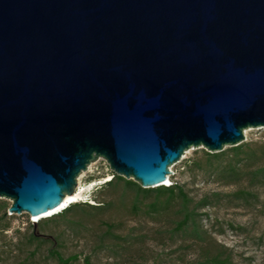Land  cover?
<instances>
[{
  "label": "water",
  "instance_id": "obj_1",
  "mask_svg": "<svg viewBox=\"0 0 264 264\" xmlns=\"http://www.w3.org/2000/svg\"><path fill=\"white\" fill-rule=\"evenodd\" d=\"M262 129L264 0H0L10 216L57 211L100 160L155 189Z\"/></svg>",
  "mask_w": 264,
  "mask_h": 264
},
{
  "label": "rangeland",
  "instance_id": "obj_2",
  "mask_svg": "<svg viewBox=\"0 0 264 264\" xmlns=\"http://www.w3.org/2000/svg\"><path fill=\"white\" fill-rule=\"evenodd\" d=\"M253 142L264 143V129L246 132L245 143ZM204 152H187L169 177L171 184L190 195L193 206L210 198L196 224L178 231L184 217L180 201L151 208L155 195L137 199V192L123 185L101 189L95 199L94 192L114 174L100 160L79 178L85 190L79 203L104 202L105 207L85 206L50 222L41 232L64 258L78 256L72 264H84L85 258L92 264H217L216 259L226 264H264V182L252 188L246 181L226 186L212 169H203L208 163ZM245 190L247 195H241ZM34 221L26 213L13 215L10 228L0 232V264H59L49 253L52 244L29 240V223Z\"/></svg>",
  "mask_w": 264,
  "mask_h": 264
},
{
  "label": "trees",
  "instance_id": "obj_3",
  "mask_svg": "<svg viewBox=\"0 0 264 264\" xmlns=\"http://www.w3.org/2000/svg\"><path fill=\"white\" fill-rule=\"evenodd\" d=\"M208 159L203 169H212L213 173L217 175L218 180L226 186L239 185L242 182H249L250 187L261 185L264 182V143L253 142L243 143L235 148H228L221 153L211 154L204 152ZM202 169V167H200ZM202 169V170H203ZM123 185L125 189H133L137 192V199L141 195L148 197L155 195L154 201L151 203V208H156L159 205H169L174 201H180L182 211L184 213L183 219L179 222L177 230L181 231L188 227L191 223L196 224V218L200 212L205 210L210 204L209 197H203L195 206L194 200L185 191L182 186L177 183H172L170 186H161L156 189H143L140 185L132 180H126L116 174L112 175V179L104 184L103 188H99L94 192L96 194L101 189H114ZM245 191H241V195H247ZM137 201V200H136ZM138 203V202H136ZM89 202L80 204L76 202L69 205L65 210L53 215L48 219H41L37 223H29V240L32 243L43 245L46 243L52 244L49 253L59 264H72L78 261V256L64 258L62 254L55 249L54 241L46 239L45 235L41 232L45 225L58 218H66L72 213H77L87 206L94 210H102L105 207L104 202L93 204L90 206ZM10 205L4 200H0V232L7 231L10 228V222L13 216L8 215ZM5 223H7L5 225ZM195 233H199L195 228ZM217 264H226L223 260L216 259ZM84 264H92L89 258L84 259Z\"/></svg>",
  "mask_w": 264,
  "mask_h": 264
},
{
  "label": "bare ground",
  "instance_id": "obj_4",
  "mask_svg": "<svg viewBox=\"0 0 264 264\" xmlns=\"http://www.w3.org/2000/svg\"><path fill=\"white\" fill-rule=\"evenodd\" d=\"M170 182V180L168 179V182L166 183V185H168ZM85 190H82L81 186H79V188L76 190L75 194L72 195V196H68L66 197L64 203H63V207L64 206H67L68 204L70 205L71 203L73 202H77L78 200H80V197L84 194ZM63 207H61L60 209H58L57 211H54L48 215H45L43 217H39V219H36V220H41V219H44V218H48V216L52 215V214H58L59 212H61ZM53 216V215H52Z\"/></svg>",
  "mask_w": 264,
  "mask_h": 264
},
{
  "label": "built area",
  "instance_id": "obj_5",
  "mask_svg": "<svg viewBox=\"0 0 264 264\" xmlns=\"http://www.w3.org/2000/svg\"><path fill=\"white\" fill-rule=\"evenodd\" d=\"M168 185L170 186V185H171V183H169ZM79 201H81V200H78L77 202H79Z\"/></svg>",
  "mask_w": 264,
  "mask_h": 264
}]
</instances>
